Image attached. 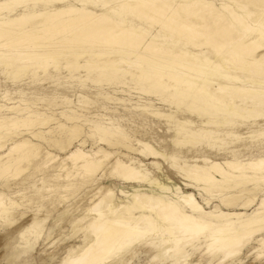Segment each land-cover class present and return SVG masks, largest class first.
<instances>
[{
  "label": "bare ground",
  "instance_id": "bare-ground-1",
  "mask_svg": "<svg viewBox=\"0 0 264 264\" xmlns=\"http://www.w3.org/2000/svg\"><path fill=\"white\" fill-rule=\"evenodd\" d=\"M228 1L234 2L236 8L225 1L216 6L209 0H31L33 5L42 6L32 20L24 21L18 16L8 21L5 15L0 16V66L12 77L26 70L36 75L39 71L45 73L50 66L59 68L56 59L68 51V55H63L64 67L68 69L85 67L107 75L110 71L118 73L121 63L133 64H124L123 73H130L143 83L146 80L154 92L167 91L168 98L179 103L186 99L198 105L209 102L213 114L224 116L227 123L238 118L264 117V68L257 70L264 65V0ZM11 2L0 3V15L13 9ZM97 4L101 6L99 11L88 7ZM112 50L118 54L111 55ZM81 56L80 64L76 58ZM250 58L253 62L241 74L239 69ZM8 104L6 111L23 114L27 110ZM32 122L29 115L6 122L0 118V150L5 131L28 127ZM194 134L209 144L219 138L215 132ZM28 145L27 140L13 142L0 155L6 159L0 164V172L7 167L19 168L22 161L34 156L35 149ZM145 145L153 157L165 159L151 145ZM93 155H99V163L108 156L102 151L100 154V150L88 153L76 148L67 157L91 173L101 166L91 160ZM223 165L233 172L255 170L261 175L230 174L214 162L211 168L225 178V185L211 172L191 166L187 170L217 188L202 187L211 196L220 195L218 192L232 187V183L264 184V154L246 161L226 160ZM115 166L120 167L118 161ZM118 172L116 177L129 174V170L121 168ZM96 188L84 214L66 219L72 230L70 237L79 231L82 235L76 244L64 247L65 256L60 260L63 264H122L132 259L140 246L152 252L149 263L156 260L163 264H188L177 256L200 238L205 253L218 263L228 264L226 261L254 240L261 245L259 255L264 258V236H260L264 231V209L252 216L219 209L218 214L208 212L204 219V207L191 193L174 200L135 192L133 202L127 204L115 200L109 186ZM253 201L251 198L242 205ZM260 207L264 208V199ZM214 217L222 223L214 224Z\"/></svg>",
  "mask_w": 264,
  "mask_h": 264
},
{
  "label": "rangeland",
  "instance_id": "rangeland-1",
  "mask_svg": "<svg viewBox=\"0 0 264 264\" xmlns=\"http://www.w3.org/2000/svg\"><path fill=\"white\" fill-rule=\"evenodd\" d=\"M8 1L11 0H0V3ZM209 1L216 6L225 1L236 8L232 1ZM11 6V11L0 15H5L8 21L18 16L24 21L32 20L35 11L42 7L33 5L31 0H12ZM88 7L94 11L101 8L99 4ZM113 51L111 55L116 53ZM68 54L66 51L56 59L59 68L50 66L45 73L39 71L36 75L26 70L12 77L0 66V118L6 122L29 115L34 120L28 127L5 131L0 155L13 142L21 140H27L28 146L36 151L19 168L7 167L0 172V210H6L0 212V264H63L60 260L65 256L64 247L76 244L82 235L79 231L70 237L72 230L66 219L84 214V209L91 204V196L98 191L96 187L109 186L115 200L127 204L133 202L135 192L169 196L174 200L191 193L204 207L205 212L201 213L204 219L209 213L218 214L219 209L249 216L264 209L260 207L264 184L232 183V187L219 191L220 195L211 196L202 187L217 188L187 170L191 166L211 172L226 185L225 178L212 170V164L218 162L224 166L226 160L246 161L263 155L264 117L238 118L227 123L224 116L213 114L209 102L198 105L186 99L179 103L168 98L167 91L150 90L146 80L143 83L130 73H123L128 64H119L118 73L98 75L97 70L85 67L74 70L64 67L63 55ZM81 58H76L80 64ZM250 62H253L251 58L242 65L241 74H245ZM261 67L264 65L257 70ZM8 103L27 110L23 114L6 111ZM202 131L215 132L219 138L210 144L199 140L194 133ZM176 140L187 143L178 145ZM145 144L165 159L153 157ZM76 148L88 153L100 150V154L102 151L108 156L99 163V155H93L91 160L101 166L95 172L86 173L67 157ZM5 160L0 157V164ZM115 161L120 164L119 168L129 170V174L116 177L119 168ZM224 169L230 174L261 175L255 170L238 173L226 166ZM241 189L242 193L234 198ZM251 198H254L251 204L242 205ZM211 221L222 223L216 217ZM260 236H264V231ZM203 244L200 238L184 247L177 257L186 259L188 264H224L210 258ZM261 248L254 240L226 262L264 264V258L259 255ZM137 249V254L122 264H163L156 260L149 263L152 252L141 246Z\"/></svg>",
  "mask_w": 264,
  "mask_h": 264
}]
</instances>
